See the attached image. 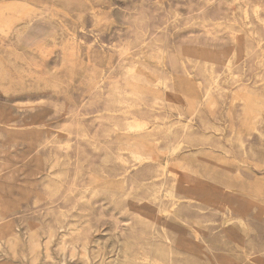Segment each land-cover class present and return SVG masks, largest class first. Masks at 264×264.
<instances>
[{
	"label": "rangeland",
	"instance_id": "1",
	"mask_svg": "<svg viewBox=\"0 0 264 264\" xmlns=\"http://www.w3.org/2000/svg\"><path fill=\"white\" fill-rule=\"evenodd\" d=\"M186 129L191 150L177 158L198 160L217 190L191 194L201 237L194 221L168 223L169 252L154 220L172 206L169 186L144 179L157 167L136 155L141 145L177 164L166 133ZM260 257L264 0H0V264Z\"/></svg>",
	"mask_w": 264,
	"mask_h": 264
},
{
	"label": "bare ground",
	"instance_id": "2",
	"mask_svg": "<svg viewBox=\"0 0 264 264\" xmlns=\"http://www.w3.org/2000/svg\"><path fill=\"white\" fill-rule=\"evenodd\" d=\"M30 32H34V29H31ZM223 54H226V53H223ZM223 54H222V56H223ZM154 58L161 65V69L166 73L168 72L165 69V67H167V63L169 62V60L174 61L173 57L169 54V52L163 48H160L158 50L157 55ZM174 66L177 67V69L179 70L178 65L174 64ZM185 70L187 71V76L194 81H196V79H198V76L200 78H202V76L199 75L194 70H193V72H195L196 75H193L194 78H192V75L190 73L192 70L188 69V66H186ZM170 75L172 78L175 79L174 73L170 72ZM155 78L162 80L163 83H167V80L169 77L167 75H164L161 78H159V77H155ZM214 78L215 79H214L213 85L217 83L216 77H214ZM198 88L203 91L204 86H198ZM212 88H213V86H211V87L209 86L206 88L205 92H203L204 93L203 94L204 99H206L210 95ZM193 103L190 106V110L192 112H194V114H196L195 112L197 111L198 104H196V101H194ZM134 105L141 107L142 103L137 100ZM138 111H139V109L135 110L134 114H136V112H138ZM137 121H139V120H137ZM143 124H147V122H141V121L136 122L137 126H142ZM127 125H128V128L133 127V124L130 122H128ZM192 133L193 132H191L190 129L183 130V132L170 130L169 132L166 133L167 140H169V141L176 140V139L178 140V145L175 148H173L172 152H171L172 155L175 154V158L179 157L178 155H180V156L184 155V154L186 155L187 152L191 150V145L186 146L187 145L186 144L185 146H182L181 142L182 141H185L187 143L190 142L188 140V138L191 137ZM126 136L130 140V143H129L130 146H128L127 149L130 150L131 145L132 146L138 145L135 142V139L138 136H135V135H126ZM139 137H142V134H139ZM196 145H197V143H196ZM139 146H140L141 150L136 156H137L140 164L147 163L148 166L153 165V167H157V170H158V168L161 167V170L159 169V172L157 170L153 171L149 174V176L145 175L144 179H146V180L152 179V182H154V183H156V181L160 180V182H162L163 185L169 186V196H170L172 206H171V208H168V209H161L154 216V220H155V222L163 223L162 228L160 230H157V232L159 234H161V236L165 239L163 244L166 247V249H168L169 252H172L175 248L173 245V232L174 231H173L172 226H171V230H170V228L168 227V225H169L168 223L174 224L177 222H182V223H186L189 225L191 221H194L198 224L195 227V233H196L197 237L198 236L201 237L202 236L201 233L203 230V228L201 227V223H203V221L201 219L204 218L205 213L196 214V216L191 213V211L189 209V208H191V206H193V204L191 203V201L193 200V195H191V194L202 193L203 191H205L204 186H207V185H211L212 187L214 186L215 190H217V187H216L215 181L209 180L211 178L213 179L211 172H209L208 169L203 168V165L201 163H199L198 160L194 159L192 161H190V160L184 161L182 159L183 157H186L184 155L181 158H177L178 162L175 165H173V164L171 165L170 161H167L166 164L162 165L157 160V158L152 157L145 149L142 148L141 145H139ZM224 194L225 193H223V195ZM221 195H222V193H221ZM183 201H187V202H183ZM199 217H201V218H199ZM253 261H255V260H253ZM167 264H178V263H175L174 258H171V261H168ZM186 264H190V262L188 261ZM203 264H212V263L205 262ZM257 264H264V258L260 257Z\"/></svg>",
	"mask_w": 264,
	"mask_h": 264
}]
</instances>
